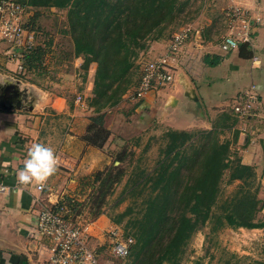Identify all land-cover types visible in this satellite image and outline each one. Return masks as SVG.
Instances as JSON below:
<instances>
[{"label": "crops", "instance_id": "obj_1", "mask_svg": "<svg viewBox=\"0 0 264 264\" xmlns=\"http://www.w3.org/2000/svg\"><path fill=\"white\" fill-rule=\"evenodd\" d=\"M217 1L225 10L233 3L264 18V0ZM22 21H26L25 18ZM191 29L192 36L184 48L195 59L199 56V62L194 63L193 59V64L185 63L187 66L177 70L171 84L149 92L141 100L124 95L122 99L126 103L122 104L128 108L103 110L104 118L106 113L115 117L112 124L105 125L109 137L102 148L88 145L84 140L91 118L95 116L93 108L85 103V93L92 85L90 80L82 94L77 95L72 89L74 83L71 88L57 84L49 90L39 89L16 80L25 70L23 64L0 54V179L14 189L0 195V264H47L50 244L32 233L38 211L43 205L54 206L67 199L82 203L95 192L98 183L94 181V173L108 166L126 139L120 127H152L162 132L208 131L220 115L228 111L231 101L251 88L260 100L256 117L249 122H237L238 135L231 148L237 150L241 164L254 168L260 185L258 196L264 202V27H258L251 45L247 46L246 51L251 56H245L246 52L241 55L242 47L223 53L220 43L205 41L199 30ZM170 40L151 43L138 57L133 71L138 73V78L142 63L162 56ZM11 50L10 44H0V53ZM142 57L145 62L141 61ZM206 57H218L220 62L210 67L204 63ZM257 59L261 62L259 67L254 66ZM73 74V71L61 73L64 80L71 81ZM77 97H82L84 104L78 103ZM111 128L117 131L112 132ZM34 143L52 147L58 160L56 173L42 191L37 190L36 185L21 186L16 179ZM114 227L117 226L100 215L91 222L89 244L90 241L98 246L109 244L110 249L107 232Z\"/></svg>", "mask_w": 264, "mask_h": 264}, {"label": "trees", "instance_id": "obj_2", "mask_svg": "<svg viewBox=\"0 0 264 264\" xmlns=\"http://www.w3.org/2000/svg\"><path fill=\"white\" fill-rule=\"evenodd\" d=\"M16 1L27 9L83 5L75 12L74 58H83L86 70L92 63L97 66L94 98L89 106L95 116L91 118L84 140L88 145L102 148L109 136L102 111L119 105L123 96L139 84L140 77L134 82L131 77L136 61L151 42L159 40L166 23L174 19L175 0H115L111 8L117 6L118 13L113 20L110 19L114 14L112 10L104 13V7H110L111 0ZM241 47V55L246 52L245 56H251L246 51L247 45ZM40 53L41 49L34 46L24 58V69L32 67ZM219 62L218 57L204 59L210 67ZM231 114L223 113L220 122L218 119L208 131L168 130L164 134L166 145L155 167L151 172L139 173L131 186L127 182L117 203L127 197L132 202L112 221L119 224L129 217L130 231L123 234L134 240L127 257L136 261L135 264H180L193 234L206 223L215 234L225 228L264 231V220L257 218L264 202L258 198L259 187H254V168L241 164L238 157L231 160L232 142L238 135L235 129L238 120ZM227 121L231 124L226 125ZM221 124L224 131L231 132V140L218 139L223 134L222 130L216 131ZM123 155L117 156L118 163L122 162ZM112 170L119 173L112 175ZM226 172H229L227 183L237 185L231 194L223 197L221 184ZM120 176L119 168L113 166L96 172L94 181L99 185L95 193L102 192L104 184L109 187L114 180L119 182ZM107 194L102 192L103 197ZM64 203L73 216L75 209L67 201Z\"/></svg>", "mask_w": 264, "mask_h": 264}, {"label": "rangeland", "instance_id": "obj_3", "mask_svg": "<svg viewBox=\"0 0 264 264\" xmlns=\"http://www.w3.org/2000/svg\"><path fill=\"white\" fill-rule=\"evenodd\" d=\"M114 2L115 0H111L109 4L110 7H104L105 15L109 10H112L111 7H113ZM232 4L233 3H231V5ZM233 6L239 8L235 4ZM81 7H83V5L77 8L72 6L65 9L36 8L29 9L25 12L24 18L26 21L23 22V28L32 32L34 36V46L41 49V53L38 56V61L34 62L29 69L22 71L20 73L21 75H18L15 79L23 83L33 84L37 88L43 90H49L57 84L61 86L67 85L71 88V83H74V88L72 89L73 91L75 90V95L82 94L85 84L90 80L92 85L90 90L85 93V103L89 107L91 106L92 98H94L92 90L97 66L95 63H92L88 70H86L83 66V58H74L72 43V37L75 35L76 31L74 27L77 20L75 12L77 9H81ZM228 9H230V7ZM112 11L114 14L110 17L111 20H113V16L118 13L117 6H115ZM226 14L227 10L223 9V6L220 5V2L217 0H175L174 19L166 23L163 33L160 35L161 37L155 42L162 41L165 38H169L170 40L171 36L181 29L185 27H194L201 32L200 34L205 41H209L213 44L220 43L222 38L229 33L230 20L227 19ZM24 18L22 20H24ZM101 18L103 21V17ZM114 24L115 23L112 25ZM26 27L31 28V30ZM97 42H99V39ZM2 53L0 54L2 55ZM143 57L141 61L145 62L146 60ZM192 57L194 63L199 62V56L197 59H195L194 55ZM185 63L191 64L190 56L181 57V59L177 60L175 62L176 69L180 70ZM65 71H73V81L64 80L61 73ZM186 73L189 74L187 70ZM131 77L134 82L138 79V73L132 72ZM238 102L240 105L243 104L242 100L234 98L229 108H232L234 104ZM122 103L126 102H123L122 99L120 104L116 107L123 109L128 108ZM229 108L227 113H231ZM221 116L222 115H220L218 122H220ZM114 117V114L106 113L104 127L105 125L112 124ZM224 124L218 126L216 130H222L221 132L223 134L218 136L220 141H226L231 137V132L229 133L222 129ZM228 124H231V121H227L226 125ZM120 128L121 134L126 139L124 143L118 147L117 153H114L115 156L109 161L106 167L109 168L113 166V168H119L122 174V176L119 177V182H115L114 180L112 186L108 187L107 184H104V186L101 187L100 191L108 192L105 197L102 196V192L98 194L96 191V193L94 192L88 195L85 202L78 203L75 200L72 201L67 199V203L75 209V211H73L75 215L74 219L76 220L75 223L91 225V222L96 221L100 215H104L112 225L117 226L126 234L130 231V227H127L129 217L123 218L119 224H115L112 219L116 220L117 215L122 214L132 200L127 197L125 201L117 203L119 196L127 182L131 186L132 183L137 180V175L139 173L142 171L151 172L157 160L161 157L162 150H164L163 148L166 145V139L164 138L165 132L161 130L158 131L157 128L143 127L140 129H131L129 126L128 128L127 126ZM110 131L116 132L117 130L111 128ZM91 134L92 133L89 135ZM232 152L233 155L231 160H235L238 157V152L235 149H232ZM121 154H124L122 156V162L118 163L116 159L117 156ZM106 168L104 170H106ZM111 173L115 175L119 172L112 170ZM228 178L229 172H226L221 184L223 197L231 194L237 185L236 182L228 184ZM256 186L260 189L258 176L255 174L254 187ZM140 200L141 198L138 199V202ZM135 210L136 207L134 206V211ZM133 216L134 215H132L131 218ZM257 218L264 220V205ZM89 240H87V243L94 250L98 264L136 263V261L133 262L128 257L123 259L113 257L110 253L109 244L98 246L94 245L91 241L89 244ZM255 262H264L263 230L225 228L215 234L211 233V225L208 223L200 226L198 230L195 231L180 258V264H253Z\"/></svg>", "mask_w": 264, "mask_h": 264}, {"label": "built area", "instance_id": "obj_4", "mask_svg": "<svg viewBox=\"0 0 264 264\" xmlns=\"http://www.w3.org/2000/svg\"><path fill=\"white\" fill-rule=\"evenodd\" d=\"M233 5L226 14L227 19L230 20L229 33L220 42V49L224 53L244 45H251L258 27H264V18L259 14ZM27 10L29 9L16 0H0V43L10 44L12 48L2 55L20 64H23L25 56L34 47L32 32L23 28L22 19ZM191 36L190 27L181 29L171 37L168 48L162 56L145 63L141 69L139 84L127 93L130 99L141 100L149 92L163 88L174 81L177 72L175 62L187 56H190V62L193 60L192 55L184 48ZM236 99L242 100L243 104L240 105L238 102L230 110L238 122H249L256 117V108L260 100L254 93V88ZM77 102L84 104L82 97H77ZM42 189L43 187L37 186V190L42 191ZM13 190L0 179V195L9 194ZM74 218L64 202L54 206L43 205L38 211L36 227L32 233L35 238L47 240L50 244L47 264H98L94 250L87 243L90 224L75 223ZM107 235L110 239V253L117 258H126L134 244L133 238L125 237L118 227L109 230Z\"/></svg>", "mask_w": 264, "mask_h": 264}, {"label": "clouds", "instance_id": "obj_5", "mask_svg": "<svg viewBox=\"0 0 264 264\" xmlns=\"http://www.w3.org/2000/svg\"><path fill=\"white\" fill-rule=\"evenodd\" d=\"M260 61H254V66L259 67ZM58 166L56 153L52 147L45 143H34L28 150L23 168L16 175L17 183L21 186L36 185L44 187L52 177Z\"/></svg>", "mask_w": 264, "mask_h": 264}]
</instances>
